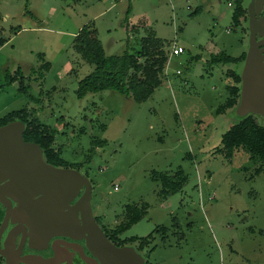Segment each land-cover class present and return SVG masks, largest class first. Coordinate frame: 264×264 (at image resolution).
Wrapping results in <instances>:
<instances>
[{
  "label": "rangeland",
  "instance_id": "obj_1",
  "mask_svg": "<svg viewBox=\"0 0 264 264\" xmlns=\"http://www.w3.org/2000/svg\"><path fill=\"white\" fill-rule=\"evenodd\" d=\"M234 2L0 0V120L35 109L58 160L91 180L109 226L130 207L145 211L123 236H150L154 264H264V159L242 146L229 156L222 142L231 125L260 116L246 102L249 40ZM92 24L107 55L134 53L151 32L162 41L170 64L148 100L113 90L78 97L95 65L74 40ZM174 43L184 52L170 57ZM217 54L241 60L214 63ZM177 173L186 181L163 196L162 175Z\"/></svg>",
  "mask_w": 264,
  "mask_h": 264
},
{
  "label": "trees",
  "instance_id": "obj_2",
  "mask_svg": "<svg viewBox=\"0 0 264 264\" xmlns=\"http://www.w3.org/2000/svg\"><path fill=\"white\" fill-rule=\"evenodd\" d=\"M199 12V9L196 10ZM130 12L126 17L128 23ZM233 16L236 23L242 25L246 9L243 0H235ZM6 42L1 37L0 46ZM75 49L89 63L95 65V69L79 81L77 94L79 98L85 97L88 93L101 92L105 90L117 91L126 97L134 99L137 103L148 100L156 87L162 84L165 68L169 56L164 49L162 41L152 32L141 39V45L134 53L127 49L121 55H107L101 41L97 38V31L94 25H85L80 30L74 40ZM241 57L234 58L225 54L213 56L214 63H238ZM49 63L43 64L40 69L47 67ZM37 69L34 70L36 72ZM236 81L241 78L235 72L231 73ZM15 81L17 78H10ZM23 90L24 88H20ZM233 96L228 100L226 107H233L237 102L238 89L232 88ZM226 107L220 109L224 112ZM13 120H21L26 124L24 139L40 143L49 153L54 150L55 134L47 125L42 124L36 116L35 109L32 112L20 110L14 112L0 120V125H4ZM222 142L231 156L238 147H244L254 155L264 159V122H260L254 115H247L238 122L230 126L223 134ZM58 165H64L62 160H57ZM163 182L162 195L167 196L176 192L186 181V176L177 173L174 176L162 175ZM138 207L133 210L130 207L128 217L113 227L114 234H121L137 223L145 211L140 212ZM146 240L147 237L132 238V240ZM154 249V248H153Z\"/></svg>",
  "mask_w": 264,
  "mask_h": 264
},
{
  "label": "flooded vegetation",
  "instance_id": "obj_3",
  "mask_svg": "<svg viewBox=\"0 0 264 264\" xmlns=\"http://www.w3.org/2000/svg\"><path fill=\"white\" fill-rule=\"evenodd\" d=\"M245 9L246 16L243 25L247 28L249 54H254V57L264 64V8L260 12L254 9L253 17L251 10ZM251 69H253L252 64L249 65V71ZM254 76L253 74L252 83L255 90L257 82ZM259 115V121L264 122V115ZM40 146L45 162L60 166L57 164L56 147L53 146L55 149L49 153L47 148L41 144ZM8 181L10 179L3 181L2 184ZM25 192H29V195L35 192V195L28 197L29 204L25 205V211L22 212L18 210L20 203L23 202L19 196L13 197L8 194L0 196V264H103L88 242L89 231L83 228L85 227L83 220L80 222L81 227L76 225V228H72L55 218L68 216V213L72 211L71 207L83 192L68 205L63 203L59 208H53L50 200L41 191L37 193V189L32 186L26 187ZM92 207L95 221L114 244L120 247L133 246L145 257V264H154L150 261V256L154 251L150 236H146V240H132L134 237H124L123 233L114 234L113 227L109 226L104 213L98 214L96 203L94 204L93 200ZM79 217L81 218L80 213Z\"/></svg>",
  "mask_w": 264,
  "mask_h": 264
},
{
  "label": "water",
  "instance_id": "obj_4",
  "mask_svg": "<svg viewBox=\"0 0 264 264\" xmlns=\"http://www.w3.org/2000/svg\"><path fill=\"white\" fill-rule=\"evenodd\" d=\"M244 6L251 10L253 17L254 9L260 12L264 8V0H244ZM250 58L253 69L249 71L246 102L253 111L264 115V64L254 54ZM251 73L256 77L255 90ZM25 129L26 124L21 120L0 125V196H19L23 202L18 210L22 212L25 211V205L29 204L28 197L35 195V192L30 195L25 192L28 186L37 189V193L41 191L53 208L62 207L63 203L68 205L83 192L71 207L72 211L68 216L55 218L72 228L80 226L83 220V228L89 231L88 242L103 264H145V257L140 252L133 246L120 247L114 244L95 221L92 182L89 177L75 168L45 162L40 144L24 140ZM7 179L10 181L2 184Z\"/></svg>",
  "mask_w": 264,
  "mask_h": 264
},
{
  "label": "built area",
  "instance_id": "obj_5",
  "mask_svg": "<svg viewBox=\"0 0 264 264\" xmlns=\"http://www.w3.org/2000/svg\"><path fill=\"white\" fill-rule=\"evenodd\" d=\"M230 4H232V3H230ZM182 52H184V48L181 47V46H177V44L174 43L173 48H172V52L170 54V57L173 56V55H179ZM169 64H170V58H168V61H167V64H166V72L168 70ZM177 73H181V71L177 70Z\"/></svg>",
  "mask_w": 264,
  "mask_h": 264
},
{
  "label": "crops",
  "instance_id": "obj_6",
  "mask_svg": "<svg viewBox=\"0 0 264 264\" xmlns=\"http://www.w3.org/2000/svg\"><path fill=\"white\" fill-rule=\"evenodd\" d=\"M129 25H132V29L134 30L135 28H137L136 26L138 25V23L133 22L132 19L129 18L128 26H129Z\"/></svg>",
  "mask_w": 264,
  "mask_h": 264
}]
</instances>
